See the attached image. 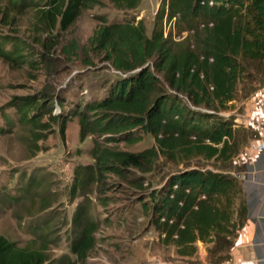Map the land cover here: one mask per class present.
I'll use <instances>...</instances> for the list:
<instances>
[{
    "label": "trees",
    "instance_id": "16d2710c",
    "mask_svg": "<svg viewBox=\"0 0 264 264\" xmlns=\"http://www.w3.org/2000/svg\"><path fill=\"white\" fill-rule=\"evenodd\" d=\"M109 1L120 10H133L141 2ZM43 2L37 20L46 32L56 24L65 30L84 8L103 4V0ZM83 48L101 56L119 74L101 98L77 101L68 111L59 95L52 98L61 109L58 113H52L53 105L37 103L35 96L16 103L34 151L41 149L37 142L46 137L49 121L64 134L68 118L77 117L79 140L92 137L89 153L94 159L93 164L73 168L71 192L81 195L106 173L143 188L144 175L160 160L178 165L159 189L148 193L152 222L179 256H194L200 241L211 245L209 258L224 263L247 210L245 204L235 203L241 187L229 172L240 150V131L224 112L238 95L249 97L264 85V0H161L150 34L142 19L109 23L103 18ZM15 50L0 46V57L21 62L22 55ZM73 50L74 46L68 53ZM40 96L47 97L45 92ZM45 115L47 120L42 121ZM4 132L0 126V134ZM146 134L154 139L149 147L138 151L118 147L139 143ZM201 160L220 161L225 167H203ZM32 182L28 178L27 186ZM49 206L43 200L40 209ZM96 229L97 223L79 203L72 214L70 242L76 260L62 255L57 264L84 261L95 245ZM46 250L45 242L19 246L0 235V264H47Z\"/></svg>",
    "mask_w": 264,
    "mask_h": 264
},
{
    "label": "rangeland",
    "instance_id": "374dc122",
    "mask_svg": "<svg viewBox=\"0 0 264 264\" xmlns=\"http://www.w3.org/2000/svg\"><path fill=\"white\" fill-rule=\"evenodd\" d=\"M43 1L0 0V46L9 51L17 47L16 54L22 55L21 62L0 57V126L5 129L0 134V235L19 246L36 247L45 242L50 257L47 264H57L62 255L76 260L70 251L72 214L81 203L97 229L95 245L77 264H219L209 258L211 245L200 244L194 256H179L152 222L148 193L159 189L178 165L160 160L144 175L147 183L143 188L106 173L98 183L88 184L83 195L72 193L73 168L94 162L89 153L92 137L79 140L77 117L68 118L64 134L56 122L49 121L46 137L37 142L41 149L34 151L17 112L16 103L27 96H35V101H43L45 106L53 105L52 113L61 110L54 104L55 95L64 99L65 111L77 101L101 98L119 72L101 56L85 51L88 38L103 18L109 23L142 19L150 34L161 0H141L133 10L116 9L103 0V4L84 8L69 28L60 30L56 24L49 32L37 20ZM73 46L72 54L68 53ZM42 92L46 98H41ZM248 98L238 95L232 108L224 112L239 127L238 153L255 138V130L243 124L248 122L244 117ZM46 120L45 115L42 121ZM153 144L154 139L146 134L139 143H120L118 147L138 151ZM199 164L210 169L225 167V163L213 160ZM28 178L33 179L31 186H27ZM43 200L50 203L45 210L40 209Z\"/></svg>",
    "mask_w": 264,
    "mask_h": 264
},
{
    "label": "crops",
    "instance_id": "0c3cea01",
    "mask_svg": "<svg viewBox=\"0 0 264 264\" xmlns=\"http://www.w3.org/2000/svg\"><path fill=\"white\" fill-rule=\"evenodd\" d=\"M260 100L264 102V85L249 96L245 108L244 117L248 122L244 121L243 124L254 130V121L262 119L264 114L258 102ZM255 143L254 139L248 146H244V152L233 157L234 166L229 169L241 187L235 203L245 204L247 210L242 225L233 237L229 258L222 264H264V151L257 152L254 149ZM234 217L235 212L232 220ZM200 244L197 241V247Z\"/></svg>",
    "mask_w": 264,
    "mask_h": 264
},
{
    "label": "built area",
    "instance_id": "2783aa9c",
    "mask_svg": "<svg viewBox=\"0 0 264 264\" xmlns=\"http://www.w3.org/2000/svg\"><path fill=\"white\" fill-rule=\"evenodd\" d=\"M212 2H210L211 4ZM169 27V26H168ZM165 34H167V30L165 31ZM185 34V32H183V35ZM175 38H179V36H175ZM261 105L262 108L264 109V102L262 100L258 101ZM254 121V120H253ZM254 127L256 130V143L254 145V149L257 152H262L264 151V114L262 116V119H257L254 121ZM174 188H177V185L175 184L173 186ZM186 191H188V189H186Z\"/></svg>",
    "mask_w": 264,
    "mask_h": 264
}]
</instances>
